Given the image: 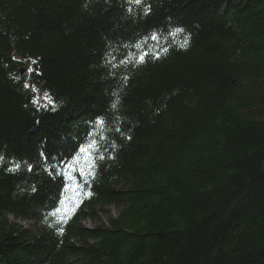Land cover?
<instances>
[{
    "label": "trees",
    "instance_id": "16d2710c",
    "mask_svg": "<svg viewBox=\"0 0 264 264\" xmlns=\"http://www.w3.org/2000/svg\"><path fill=\"white\" fill-rule=\"evenodd\" d=\"M0 158V264H264V0H0Z\"/></svg>",
    "mask_w": 264,
    "mask_h": 264
},
{
    "label": "snow or ice",
    "instance_id": "6c2138e0",
    "mask_svg": "<svg viewBox=\"0 0 264 264\" xmlns=\"http://www.w3.org/2000/svg\"><path fill=\"white\" fill-rule=\"evenodd\" d=\"M135 3L139 4L140 0H134ZM177 31H182L180 29H178ZM152 40H158L159 37L157 36L156 33H153L152 36L150 37ZM187 44V39H185L184 44H182L181 46H185ZM134 47L140 52V55L138 57H136V62L138 63H142L145 59V57L147 55H149V53L145 52L142 50V47L140 44H136L134 45ZM166 50V49H165ZM136 56V53H128L127 56L123 59H121L119 61L120 64H124V63H128L132 60V58ZM115 59V58H113ZM33 63H35V61H33ZM29 71H31V69H29ZM25 87H28V85L26 84ZM33 91H37L35 88H33ZM32 103L37 107V109L39 110V108L41 107H47L49 104H52V100L51 97L48 95V93H43V95H37L35 97H33ZM99 123H103V121H100ZM93 149H96V151H98V144L96 141H91L89 142V144L87 145H83L80 147V153H85L87 155H92V151ZM103 158V157H101ZM2 159V158H0ZM92 159H95V156H92ZM85 163H87V161H85ZM16 167L18 168L19 165H16ZM31 170V169H29ZM53 215H55L56 213L53 212Z\"/></svg>",
    "mask_w": 264,
    "mask_h": 264
},
{
    "label": "rangeland",
    "instance_id": "374dc122",
    "mask_svg": "<svg viewBox=\"0 0 264 264\" xmlns=\"http://www.w3.org/2000/svg\"><path fill=\"white\" fill-rule=\"evenodd\" d=\"M109 215H104V214H100V219L99 221H91L88 220L84 223V227L88 228V229H93L95 227L100 226L101 224H107L108 219L111 218H117L118 217V210L115 208H110L109 209ZM9 222L10 223H18L21 224L22 226H25L26 228L29 227V229H34L31 225V223H23V222H17L16 220L13 219V217H9Z\"/></svg>",
    "mask_w": 264,
    "mask_h": 264
},
{
    "label": "bare ground",
    "instance_id": "6f19581e",
    "mask_svg": "<svg viewBox=\"0 0 264 264\" xmlns=\"http://www.w3.org/2000/svg\"><path fill=\"white\" fill-rule=\"evenodd\" d=\"M35 229V228H34Z\"/></svg>",
    "mask_w": 264,
    "mask_h": 264
}]
</instances>
